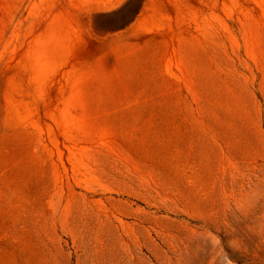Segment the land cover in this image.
<instances>
[{"label": "rangeland", "instance_id": "obj_1", "mask_svg": "<svg viewBox=\"0 0 264 264\" xmlns=\"http://www.w3.org/2000/svg\"><path fill=\"white\" fill-rule=\"evenodd\" d=\"M0 264H264V0H0Z\"/></svg>", "mask_w": 264, "mask_h": 264}]
</instances>
